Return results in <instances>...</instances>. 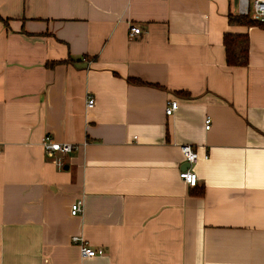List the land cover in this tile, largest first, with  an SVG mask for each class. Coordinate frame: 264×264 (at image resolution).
<instances>
[{"label":"crops","instance_id":"crops-1","mask_svg":"<svg viewBox=\"0 0 264 264\" xmlns=\"http://www.w3.org/2000/svg\"><path fill=\"white\" fill-rule=\"evenodd\" d=\"M238 9L0 0V264H264V30L230 25ZM228 33L249 35L246 67L226 63ZM46 137L78 146L62 169Z\"/></svg>","mask_w":264,"mask_h":264},{"label":"built area","instance_id":"built-area-1","mask_svg":"<svg viewBox=\"0 0 264 264\" xmlns=\"http://www.w3.org/2000/svg\"><path fill=\"white\" fill-rule=\"evenodd\" d=\"M238 15L250 16L256 21H264V0H239ZM141 33L142 29L140 27L133 26L130 29L131 38H135ZM94 106L95 99L93 97H89L87 107L93 108ZM178 108L179 103L177 101L169 100L166 105V115L172 116L178 110ZM211 124V118H207V130L211 128ZM43 146L47 157L53 159L60 169H62L64 166V157L72 154L78 149V146L76 144L56 142L50 137L44 138ZM181 152L184 161L191 166L197 163L201 158L198 151L191 145L182 146ZM203 158L205 160H208L209 155L206 154ZM180 179L191 188H195L199 184V177L192 168L183 170L180 173ZM83 209V201L79 200L72 205L71 214L73 216H78L83 213ZM73 242L79 246L80 255L82 258H96L104 256L106 254V251L104 249H95L91 247L88 242L85 241V239L82 237H73Z\"/></svg>","mask_w":264,"mask_h":264},{"label":"trees","instance_id":"trees-1","mask_svg":"<svg viewBox=\"0 0 264 264\" xmlns=\"http://www.w3.org/2000/svg\"><path fill=\"white\" fill-rule=\"evenodd\" d=\"M230 25L258 27L264 30V21H256L250 16L230 15ZM226 63L229 66L246 67L249 64L251 41L248 34H226L224 37ZM73 61V60H70ZM134 84H142L138 79H131Z\"/></svg>","mask_w":264,"mask_h":264},{"label":"water","instance_id":"water-1","mask_svg":"<svg viewBox=\"0 0 264 264\" xmlns=\"http://www.w3.org/2000/svg\"><path fill=\"white\" fill-rule=\"evenodd\" d=\"M188 167H191L190 165H188ZM66 170H68V167L65 168Z\"/></svg>","mask_w":264,"mask_h":264}]
</instances>
